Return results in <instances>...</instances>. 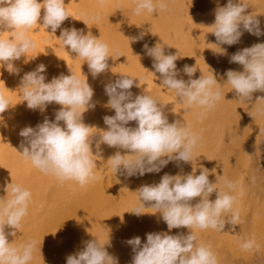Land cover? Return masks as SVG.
I'll list each match as a JSON object with an SVG mask.
<instances>
[{
    "label": "bare ground",
    "instance_id": "1",
    "mask_svg": "<svg viewBox=\"0 0 264 264\" xmlns=\"http://www.w3.org/2000/svg\"><path fill=\"white\" fill-rule=\"evenodd\" d=\"M165 2V10L157 8L153 14L136 15L133 11L135 0H65V8L72 17L55 33L45 30L42 24L28 30L27 35L35 47L13 62L19 69L18 74L0 67V94L10 102L9 108L0 113V200L8 199L6 186L9 183L21 185L32 194L28 214L20 227L5 228L6 233L14 232L8 235V240L15 246L29 240L37 242L29 264H66L67 257L82 251L88 241L95 238L106 241L108 236L107 252L118 264H132L135 253L127 243L130 238L139 236L143 245L147 233L169 232L160 212L149 214L155 212L152 202H144L148 208L140 205L136 191L142 185L158 183L166 173L187 175L195 170L199 175L201 168L209 171L208 179L217 190L236 195L234 208L240 212V223L232 225L226 217L222 231L192 229L197 243L210 245L218 264H264V115L256 110L257 105L264 104V92L256 91L250 100L243 101L231 90L226 77L228 70L243 71L242 65L231 61L233 54L253 44L264 43V0H241L248 5L245 14L259 20L261 35L250 34L241 25L243 34L232 45L219 44L211 33L216 9L226 6L228 0ZM73 27L85 34L91 32L109 45L114 59L109 57L108 69L95 78L87 62L64 48L59 40L61 30ZM10 36L11 31H0V38ZM156 44L162 45L165 54L181 57L175 62L181 70L178 78L189 80L183 72L185 65L197 68L192 79L209 76L211 70L214 72L222 93L214 108L205 112L197 106L187 107L177 100L171 89L161 84L160 74L153 68V58L146 54L144 47ZM218 47L226 51L217 52L220 51ZM40 64L46 66L45 82L60 74L69 75L71 71L82 79L85 75L94 89L92 102L95 107L83 113V122L94 126L92 130L97 133L92 147L96 155L94 175L97 179L84 186L75 181L61 182L44 174L20 153V145L27 146L25 138L19 135L20 130L25 126L35 128L46 119L53 121L61 107L53 102L43 111L33 110L23 101L21 79ZM120 73L134 77L130 89L133 98L149 94L163 105L169 123L179 120L186 126L191 125L192 131L200 137L192 161L173 160L159 172L142 176L128 177L123 171L113 173L108 159L117 151L127 154V150L103 143L97 149L95 141L107 128L103 118L115 115L114 109L107 107L104 86L119 79ZM60 124L63 127V121ZM127 126L135 128L137 123L130 121ZM225 178L236 185L234 191L225 187ZM215 198L214 191L209 199ZM125 211L146 213L138 216ZM227 215L230 219L231 215ZM189 232L181 227L171 229L169 234L187 235ZM252 238L258 247L242 249L241 244Z\"/></svg>",
    "mask_w": 264,
    "mask_h": 264
},
{
    "label": "clouds",
    "instance_id": "2",
    "mask_svg": "<svg viewBox=\"0 0 264 264\" xmlns=\"http://www.w3.org/2000/svg\"><path fill=\"white\" fill-rule=\"evenodd\" d=\"M247 7L241 0L236 3L228 0L226 6L216 9L211 33L219 44L237 43L243 34L241 25L250 34L261 35L259 20L254 15L245 14ZM157 8L165 10V0H135L133 11L136 15L144 12L153 14ZM70 16L65 8V0H0V31L6 29L12 32V36L0 38V67L18 74L19 69L14 67L13 62L25 57L35 47L33 40L27 35L28 30L42 24L45 30L50 29V33H55ZM59 40L64 48L67 47L82 61L87 62L94 78L108 69V58H113L109 45L91 32L85 34L74 27L63 29ZM144 47L146 54L153 58V68L155 73L160 74L161 84L171 89L177 100L187 107H200L205 112L215 107L222 93L212 70L209 76L201 75L192 79L197 68L185 65L183 72L189 77L185 81L178 78L181 70L177 69L175 63L180 56L165 54L164 48L159 44L151 48L147 45ZM219 50L217 52L226 51L222 48ZM35 57L36 55L31 59ZM230 59L243 66V71L226 72L227 83L240 99L250 100L254 92H264V43L245 47ZM45 72L46 66L40 64L35 70L23 75L20 83L23 101L33 110L43 111L53 102L61 107L55 113L53 121L46 119L35 128L25 126L20 130L19 135L27 143V146L24 143L20 145V153L44 174L52 175L61 182L75 181L84 186L97 179L94 175L96 155L92 150L97 133L92 130L94 126L83 122V113L95 107L92 102L94 89L85 75L82 79L70 71L69 75L60 74L45 82ZM133 78L121 74L119 79L104 86L108 96L107 107L114 109L115 115L103 118L107 128L99 135L95 146L99 149V145L103 143L127 150V154L117 151L108 159L113 173L123 171L128 177L142 176L145 173L159 172L173 160L192 161L200 137L192 131L191 125L186 126L179 120L169 123L163 105L157 98L146 93L133 98L130 91L135 82ZM9 103L0 94V113L9 108ZM256 110L259 115H264V104L257 105ZM130 121H136L137 126L128 127ZM208 177L209 171L205 168H201L199 175L195 174V170L187 175L166 173L158 183L142 185L136 191L140 205L148 208L144 206V202H152L151 207L155 212L149 214L160 212L169 232L181 227L190 232L187 235L147 233L143 245L139 236L130 238L127 243L135 253L132 264H218L211 246L203 242L197 243V235L192 229L211 228L222 231L226 217L232 225L240 223V212L234 208L236 195L230 191L217 190ZM224 184L231 191L236 188L227 178L224 179ZM6 191L8 199L0 200V264H29L37 242L29 240L15 246L8 240V235H14V232L6 233L5 228L20 227L21 221L28 214L32 194L27 188L12 183L7 184ZM214 191L216 198L210 200ZM197 197L200 198L199 201L192 204L191 201ZM125 212L138 216L146 213ZM227 214L231 215L230 219ZM105 245L110 246L109 236L106 241L92 239L82 251L69 255L66 264H118V260L107 252ZM254 246L258 247L254 238L241 244L244 250H251Z\"/></svg>",
    "mask_w": 264,
    "mask_h": 264
}]
</instances>
